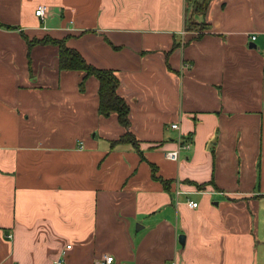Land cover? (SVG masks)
<instances>
[{
	"label": "crops",
	"instance_id": "1",
	"mask_svg": "<svg viewBox=\"0 0 264 264\" xmlns=\"http://www.w3.org/2000/svg\"><path fill=\"white\" fill-rule=\"evenodd\" d=\"M194 1L0 0V264H264V0ZM44 37L116 71L143 157Z\"/></svg>",
	"mask_w": 264,
	"mask_h": 264
},
{
	"label": "trees",
	"instance_id": "2",
	"mask_svg": "<svg viewBox=\"0 0 264 264\" xmlns=\"http://www.w3.org/2000/svg\"><path fill=\"white\" fill-rule=\"evenodd\" d=\"M208 0L201 2L194 1L192 4L193 11L200 12L206 5ZM192 25V24H191ZM36 42L51 43L58 47V68L62 70H79L84 73L79 87L82 88L84 77L94 76L98 80V112L103 116L115 114L119 125L124 132L116 139L111 141V145L117 143H130L135 150L143 157L139 149L138 141L134 134L130 131L129 105L125 99L117 93L119 86V78L113 69L97 68L87 63L81 54L65 45L64 39L55 40L50 37H44L41 40L29 41V45ZM152 175L155 177V167L151 165ZM164 188L168 189L167 183L163 181ZM203 184H197L201 188Z\"/></svg>",
	"mask_w": 264,
	"mask_h": 264
},
{
	"label": "built area",
	"instance_id": "3",
	"mask_svg": "<svg viewBox=\"0 0 264 264\" xmlns=\"http://www.w3.org/2000/svg\"><path fill=\"white\" fill-rule=\"evenodd\" d=\"M35 14L37 16H40L42 19L44 17V6L43 5H40L38 6V8L35 9ZM255 36H252L251 39H254ZM170 127L171 128H174V129H179V125L177 122H172L170 124ZM186 145L183 143V139L181 137V135H179L178 137V143H177V148L176 149H173V150H167L165 151L164 155L166 158L168 159H171V160H177L178 157H179V149L180 148H183L185 147ZM181 193V190L177 187L176 190H175V194L178 195ZM187 206L189 208H195L197 207V202L196 201H193V200H188L187 202ZM66 248H70V244H67L66 245ZM113 262V256L112 255H104L103 256V259L101 261L100 264H111ZM54 264H68L62 254L61 256H58L55 260H54ZM171 264H176L175 260H173L171 262Z\"/></svg>",
	"mask_w": 264,
	"mask_h": 264
},
{
	"label": "water",
	"instance_id": "4",
	"mask_svg": "<svg viewBox=\"0 0 264 264\" xmlns=\"http://www.w3.org/2000/svg\"><path fill=\"white\" fill-rule=\"evenodd\" d=\"M179 241H180V242H183V236L180 235V237H179Z\"/></svg>",
	"mask_w": 264,
	"mask_h": 264
},
{
	"label": "rangeland",
	"instance_id": "5",
	"mask_svg": "<svg viewBox=\"0 0 264 264\" xmlns=\"http://www.w3.org/2000/svg\"><path fill=\"white\" fill-rule=\"evenodd\" d=\"M197 28H199V27H197ZM173 183L175 184V183H176V181H174ZM140 224H141V223H140ZM172 261H173V260H172ZM172 261H171V262H172ZM170 264H171V263H170Z\"/></svg>",
	"mask_w": 264,
	"mask_h": 264
}]
</instances>
